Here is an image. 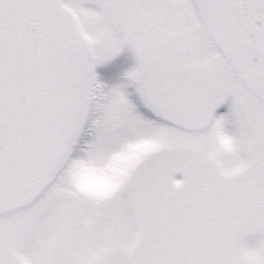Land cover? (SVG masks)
Segmentation results:
<instances>
[{
  "label": "snow or ice",
  "instance_id": "6c2138e0",
  "mask_svg": "<svg viewBox=\"0 0 264 264\" xmlns=\"http://www.w3.org/2000/svg\"><path fill=\"white\" fill-rule=\"evenodd\" d=\"M0 264H264V0H0Z\"/></svg>",
  "mask_w": 264,
  "mask_h": 264
},
{
  "label": "rangeland",
  "instance_id": "374dc122",
  "mask_svg": "<svg viewBox=\"0 0 264 264\" xmlns=\"http://www.w3.org/2000/svg\"><path fill=\"white\" fill-rule=\"evenodd\" d=\"M134 63L135 59L132 54L125 50L109 63L99 66L96 71L102 83L113 87L123 82L124 74L134 66ZM226 110V106H224L218 112Z\"/></svg>",
  "mask_w": 264,
  "mask_h": 264
}]
</instances>
